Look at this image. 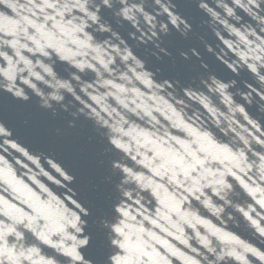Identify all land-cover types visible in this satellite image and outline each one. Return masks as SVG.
<instances>
[{"label": "water", "instance_id": "water-1", "mask_svg": "<svg viewBox=\"0 0 264 264\" xmlns=\"http://www.w3.org/2000/svg\"><path fill=\"white\" fill-rule=\"evenodd\" d=\"M38 3L0 0V264H264V134L145 0L88 3L110 31L78 10L45 25L26 11ZM22 33L46 55L21 48L35 52ZM128 50L155 75L125 59ZM193 80L199 87L185 94ZM10 82L33 100L31 85L70 86L65 102L90 119L56 137L62 121L14 100ZM94 119L121 146L112 154L127 169V197L99 182L104 142L88 139ZM61 161L78 179L62 178L71 174ZM82 210L111 229L93 225L87 253L79 241L89 229L76 231Z\"/></svg>", "mask_w": 264, "mask_h": 264}, {"label": "clouds", "instance_id": "clouds-1", "mask_svg": "<svg viewBox=\"0 0 264 264\" xmlns=\"http://www.w3.org/2000/svg\"><path fill=\"white\" fill-rule=\"evenodd\" d=\"M95 2L96 0H84V3H82L81 0H39L38 4H33L31 8L27 9L26 11H28L29 14H31L33 17L42 21L45 25L51 24L53 27H56L57 21L63 22L65 16H71L74 10H78L86 16L87 21H91L94 24H98L101 31H110V28L99 23V6H96L94 11H85L86 5L88 3ZM113 2L114 0H98L99 5H102L107 8H112ZM120 2L124 3L125 0H120ZM168 2L171 3V0H168ZM196 2L202 7V5L200 4V0H196ZM155 3L159 5L161 3V0H155ZM164 11L169 16V22L175 28H177V30H181L180 26L183 25V30L181 31V34L187 37L188 33L192 31V25L188 22V20L181 17L178 13L172 12L170 9H165ZM118 14L125 19L130 18L128 15V9L126 8H121ZM79 23L84 25L86 24V21L80 20ZM160 31L166 34L167 26L161 24ZM153 35H155V33H153ZM22 37L30 41L34 45L35 52L33 51V48H29L25 44H22L21 48L26 49L28 52L33 53L34 55L36 53L46 55V53L43 52L41 45L37 44L36 41L32 40L31 36H28L26 33H22ZM9 46L15 49L14 44H10ZM207 50L211 52V46H207ZM160 51L163 52L165 55L168 54L163 48H161ZM192 54L197 56L199 55V53L195 49L192 50ZM182 55L185 59L189 58L187 53H182ZM16 56L18 58V61L23 63V57L20 55L19 52L16 53ZM124 58L134 60L138 68L143 71L146 76L155 75V73L151 72V70L146 67V61L136 57L131 52V50H128L126 52ZM37 63H39V61H37ZM202 67L206 68L207 65H202ZM44 72L49 78H53L55 76L53 68H45ZM32 75L34 76L35 74L33 73ZM35 79L37 81H41L42 77L35 76ZM209 80L211 84L214 85L215 88L221 92L225 91L230 86L229 84L221 83L215 76H210ZM24 83L27 84L28 81L25 80ZM200 83L207 86L206 81L201 80ZM167 86L170 88L172 87L171 84ZM0 87L3 86L0 85ZM30 87L33 91V96L35 97V100H33L32 97L25 94L23 91L16 89L14 83L10 82L7 86V90L12 94L14 100L23 104L35 103L36 107L42 110L43 112L48 113L52 120L59 119L60 121H62V123L56 125L53 129V134L56 137H63L68 133L69 130L79 128L82 119H90L89 114L84 113L81 110H70V106L65 102L63 92L66 91L71 93L72 88L70 86L62 84L59 86V88H52L49 85L47 92L41 91L40 89L36 88L35 85H31ZM198 87L199 85H197L196 82L193 80L184 87V92L185 94H188L189 92L194 94ZM239 111L243 112V108H240ZM25 123H27V121H25ZM0 126H2V122H0ZM91 130L93 135H90L88 137L89 141H94L97 137H100L104 142L102 154L98 158L97 163L99 166L104 167L105 173L104 175L100 176L99 182L101 184L110 186L113 191L121 192L123 196L127 197L129 194L123 191L121 187V185L125 183V181L122 179L121 174L127 173V169L123 166V163L119 160V158L112 154L113 149H119L121 147L113 138L114 132L104 121L99 119H94V123H92L91 125ZM61 163H63L64 168L67 169V173L71 174L66 175L64 173H61L62 178L66 182L73 181L74 178L78 179L77 173L71 167L65 164L64 161H61ZM91 207V205L86 204V208ZM82 212L84 215V221L81 223V227H76V231L79 233L84 228L89 229L85 238L79 241L80 246L84 249L85 253H87L90 241L93 242L94 240V235L91 231V227L94 225L95 228L100 231L111 229L107 220L102 215H96L95 210H93L92 216H90L88 210H82ZM74 259L79 260V257H76ZM262 259H264V257H262Z\"/></svg>", "mask_w": 264, "mask_h": 264}]
</instances>
